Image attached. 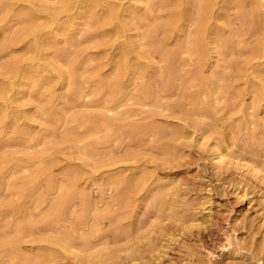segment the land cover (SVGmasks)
I'll list each match as a JSON object with an SVG mask.
<instances>
[{
  "label": "rangeland",
  "instance_id": "rangeland-1",
  "mask_svg": "<svg viewBox=\"0 0 264 264\" xmlns=\"http://www.w3.org/2000/svg\"><path fill=\"white\" fill-rule=\"evenodd\" d=\"M0 264H264V0L0 2Z\"/></svg>",
  "mask_w": 264,
  "mask_h": 264
},
{
  "label": "bare ground",
  "instance_id": "bare-ground-1",
  "mask_svg": "<svg viewBox=\"0 0 264 264\" xmlns=\"http://www.w3.org/2000/svg\"><path fill=\"white\" fill-rule=\"evenodd\" d=\"M8 1L10 0H0L1 3L8 2ZM26 1H31V0H26ZM65 7H66L65 4L61 5L62 10L65 9ZM206 9H207L206 3L201 4V6L199 7V13H198V19H197V23H198L197 37L199 36V34H201L202 29H203V21H204V15L206 14ZM40 10H41L40 7H34L32 9H29L25 12L20 13V19L23 21V27L14 33L15 38L24 36V35L31 36L32 42H33V49H36L38 46H41V40H40V34H39L40 27L34 23V15L36 12ZM44 10L46 11L48 9L45 8ZM19 65H20V60L18 59H12L8 61L4 65V69H5L4 74L7 75L8 77L11 74H14L16 72L18 73ZM22 73L23 72L21 71L20 76L22 75ZM3 85L12 86L11 84H3ZM83 150H85V148ZM213 164L218 168H225L227 166V163H225V161L223 160L222 154H214ZM72 178L74 180L76 178V175H74ZM144 178L145 177L142 176L139 178V180H142ZM193 226L198 227L199 225L195 224ZM18 228L20 229L21 226L19 225Z\"/></svg>",
  "mask_w": 264,
  "mask_h": 264
}]
</instances>
